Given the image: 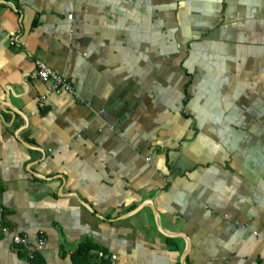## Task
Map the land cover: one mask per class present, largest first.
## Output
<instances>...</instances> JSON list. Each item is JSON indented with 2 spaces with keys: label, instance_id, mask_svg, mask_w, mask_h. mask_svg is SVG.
Returning <instances> with one entry per match:
<instances>
[{
  "label": "crops",
  "instance_id": "0c3cea01",
  "mask_svg": "<svg viewBox=\"0 0 264 264\" xmlns=\"http://www.w3.org/2000/svg\"><path fill=\"white\" fill-rule=\"evenodd\" d=\"M0 206V264H264V0H0Z\"/></svg>",
  "mask_w": 264,
  "mask_h": 264
},
{
  "label": "built area",
  "instance_id": "2783aa9c",
  "mask_svg": "<svg viewBox=\"0 0 264 264\" xmlns=\"http://www.w3.org/2000/svg\"><path fill=\"white\" fill-rule=\"evenodd\" d=\"M20 31L11 30L9 32V43L11 46L20 45ZM36 65V77L47 84L49 92H68L75 93V88L72 81L65 75H62L55 70H53L46 62L41 59L35 60ZM46 99V95H43L41 98V106H44L43 100ZM3 216V207L0 206V219ZM1 232L4 236H9L11 243L19 248L22 252L26 253L29 260H34L36 254L44 246L45 239L40 238L37 243H34L27 234L20 232L9 225H2ZM96 257L103 261L114 262L117 259L115 254L107 252L103 249L93 250Z\"/></svg>",
  "mask_w": 264,
  "mask_h": 264
},
{
  "label": "trees",
  "instance_id": "16d2710c",
  "mask_svg": "<svg viewBox=\"0 0 264 264\" xmlns=\"http://www.w3.org/2000/svg\"><path fill=\"white\" fill-rule=\"evenodd\" d=\"M96 248L89 241H85L80 244L78 249L73 254V260L75 264H90L93 258L92 250Z\"/></svg>",
  "mask_w": 264,
  "mask_h": 264
}]
</instances>
